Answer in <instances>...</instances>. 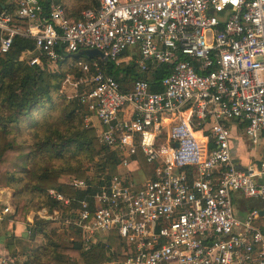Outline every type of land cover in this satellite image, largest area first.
<instances>
[{"label":"built area","instance_id":"2783aa9c","mask_svg":"<svg viewBox=\"0 0 264 264\" xmlns=\"http://www.w3.org/2000/svg\"><path fill=\"white\" fill-rule=\"evenodd\" d=\"M5 1L15 11L0 14V53L19 36L35 42L32 66L82 50L104 54L107 61L78 63L90 84L80 99L87 127L120 154V173L103 181L92 203L67 218L57 209L32 213L29 227L58 222L87 242L115 234L125 244L122 264H264L260 210L245 219L234 210L235 194L264 203V162L238 169L232 146L242 125L253 146L264 140V0H96L78 19L56 0ZM109 63L134 64L144 77L167 68L162 90L146 78L121 85ZM63 183L92 187L90 178ZM49 195L72 203L56 190ZM14 214L0 198V222Z\"/></svg>","mask_w":264,"mask_h":264},{"label":"trees","instance_id":"16d2710c","mask_svg":"<svg viewBox=\"0 0 264 264\" xmlns=\"http://www.w3.org/2000/svg\"><path fill=\"white\" fill-rule=\"evenodd\" d=\"M56 1L66 8L69 18H80V15L71 12V0ZM74 2L75 5L76 2L87 3L90 8L97 6L96 0H72V5ZM5 9L15 11L2 0L0 14ZM15 21L28 28L27 22L19 21L16 17ZM24 52L30 54L21 61ZM38 54L32 39L19 36L15 37L8 53H0V188L14 189L16 202L15 214L0 222V236L1 232H6V245L12 252L13 232L18 224L27 222L30 212L57 209L63 217H70L81 208L83 202H93L103 181L108 182L112 176L120 173L117 169L120 154L100 143L95 128L84 126L87 111L80 95L90 88L89 82L82 83V92L78 97L65 101L63 105L59 103L64 99L61 95L62 84L69 73L77 78L85 77V80L89 76L78 65L67 73L62 67L85 61L86 58L77 54L57 61L42 57L43 67L32 66L30 60ZM106 72L123 86H130L138 78H146L153 91H161V81L167 74V68L160 66L144 77L134 70V64L117 67L109 63ZM244 127L242 125L241 130ZM139 161L146 177L154 180L153 167L141 154ZM85 162H96L97 172L109 175L82 191L64 184V178H89L88 169L83 165ZM50 190H56L65 199L71 200V205L63 206L49 195ZM262 207V203H256L254 210H261ZM28 232L31 239L41 238L44 243L38 254L30 256L27 264H122L126 260L122 251L125 244L115 234L86 250L77 241L69 246L63 245L57 239L59 232H72L76 236L80 233L58 222L36 219ZM10 233L13 239L9 237Z\"/></svg>","mask_w":264,"mask_h":264},{"label":"crops","instance_id":"0c3cea01","mask_svg":"<svg viewBox=\"0 0 264 264\" xmlns=\"http://www.w3.org/2000/svg\"><path fill=\"white\" fill-rule=\"evenodd\" d=\"M240 139V138H239ZM240 141H242V139H240ZM264 142V140L262 141ZM240 142L238 143L237 147L235 148L234 143L232 141V146H233V155H234V165L237 168H249V167H253L254 165H251V161L249 160V153L247 150L246 145L244 144V141H242V145L241 147L243 148L244 151H242V148H240ZM239 151L243 152V156L240 157L239 155ZM246 151V152H245ZM6 190H0V198H2V200L5 203H11L12 204V199L10 198L11 196H6ZM260 201L258 200H247L244 199L242 197V195L240 194H235L234 195V210H235V215L237 218L240 219H245L248 214L254 210L255 208V204L259 203ZM262 203V202H260ZM262 209H264V203H262ZM260 210V211H261ZM29 218V216H28ZM28 218H27V222L25 224H18L16 226V229L13 232L14 235V239L12 238L11 233L9 234V237L13 239V246L15 249H17V253H15L17 256L19 255H23V259L24 261H20L19 258L15 257V254L9 250V248L7 247V242H8V237L6 236L5 232H1V236H0V245H1V249H0V253L3 256V259L6 260V263H0V264H18L19 262H21L20 264H27V262L30 261V256L38 254V250L39 248L43 245V240L41 238H36V239H31L29 236V232H28V228H29V222H28ZM260 218V217H259ZM36 220V219H35ZM256 226L264 233V229H262V227L264 228V218H260L257 223ZM12 230V227H11ZM74 230V229H73ZM70 235H72V238L70 239V243L72 242H81V244L83 245L84 249L88 250L90 249L93 245H97L100 242H105L106 239H101L103 236H110V235H102L100 234L101 237H99V235L96 237V239H92L90 242H87L86 239H81L80 235H77L78 239L76 238V235L72 232H69ZM24 250V251H23ZM123 254L125 255V247L122 249ZM18 261V263H17ZM105 264H121L118 262H108Z\"/></svg>","mask_w":264,"mask_h":264},{"label":"rangeland","instance_id":"374dc122","mask_svg":"<svg viewBox=\"0 0 264 264\" xmlns=\"http://www.w3.org/2000/svg\"><path fill=\"white\" fill-rule=\"evenodd\" d=\"M70 2H71V4H70L71 12H75L76 15L78 14V16L80 15V13L82 11L87 10V9H89L91 7L87 3L81 4L79 2H76V5H75V2H74L73 5H72V0ZM77 65H78V63L75 64L73 62V63H70L69 65L67 64L66 67H62V68L64 70V73H67V71H72V70L75 69V67H78ZM86 78H88V77H86ZM87 80L88 79L85 80V77L81 76V77L77 78V76L75 74H70L69 73L67 78H66V80L62 84L61 95L64 97V99H62L59 102L60 105H63L65 101H72L73 99L78 97L79 94L82 92V88H83V84L82 83L86 82ZM85 111H86V109H85ZM91 122H92L91 125L98 126V122L94 118L91 119ZM84 126L87 127V124H86L85 120H84ZM88 127L90 128L92 126H88ZM232 137H233L232 141L234 143L235 148L237 147L239 142L241 143L240 144V148H242L241 147L242 141H244V144L247 147L246 151H248V153H249V160L251 161V165H254L253 167L258 166V165H260V163L264 162V142H262L263 140H261L259 145L253 146L252 142L249 140V138L247 137V135L245 133V128H243L241 130L240 127L233 128ZM239 138L242 139V141H240ZM242 151H244L243 148H242ZM242 151H239L240 152L239 153L240 157L243 156L242 155L243 154ZM83 165L85 166V168L88 169V174H89V178L91 180L92 185L97 184L96 182L98 181V179H103V178L107 177V175H109V174L103 175L101 173H98L97 169L95 167L96 162H93V163L85 162ZM67 180H70V178H64L63 179V181H67ZM0 190H6V193L8 194V196H11L10 198L12 199V205H13V207L15 209L16 208L15 190L12 189V188H0ZM7 194H6V196H7ZM32 213H38V212H33L32 211V212L29 213V215L32 214ZM262 229H264V228L262 227ZM73 236H76V235H73ZM99 237H101V236L99 235ZM71 238H72V235H70L69 232H59V235L57 237V239H59L60 242L63 245H65V246H69L71 244L70 243V239ZM76 238L78 239L77 236H76ZM108 238H109V236L108 237L107 236H103L101 239H108ZM13 253L14 254L17 253V249L14 248V252ZM15 257L19 258V260L21 259L20 260L21 262L24 261V260H22L23 257H24L23 255L17 256L15 254ZM21 262L18 263V261H17L18 264H20Z\"/></svg>","mask_w":264,"mask_h":264},{"label":"water","instance_id":"95a60500","mask_svg":"<svg viewBox=\"0 0 264 264\" xmlns=\"http://www.w3.org/2000/svg\"><path fill=\"white\" fill-rule=\"evenodd\" d=\"M77 56L84 57V58L91 59V60L103 59L107 61L104 54L99 50H82L81 52L77 54ZM238 169L243 170V168H238ZM259 217L264 218V209L260 211Z\"/></svg>","mask_w":264,"mask_h":264}]
</instances>
